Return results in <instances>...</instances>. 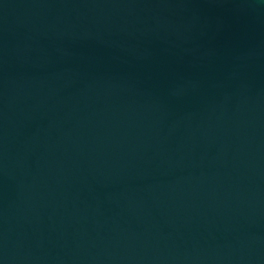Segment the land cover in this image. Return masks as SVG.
Masks as SVG:
<instances>
[{
    "label": "water",
    "instance_id": "1",
    "mask_svg": "<svg viewBox=\"0 0 264 264\" xmlns=\"http://www.w3.org/2000/svg\"><path fill=\"white\" fill-rule=\"evenodd\" d=\"M0 264H264V0H0Z\"/></svg>",
    "mask_w": 264,
    "mask_h": 264
}]
</instances>
